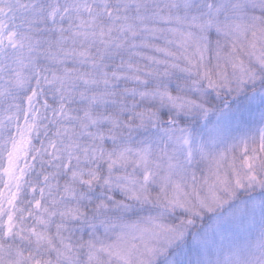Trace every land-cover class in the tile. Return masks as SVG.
I'll return each instance as SVG.
<instances>
[{
  "label": "snow or ice",
  "instance_id": "snow-or-ice-1",
  "mask_svg": "<svg viewBox=\"0 0 264 264\" xmlns=\"http://www.w3.org/2000/svg\"><path fill=\"white\" fill-rule=\"evenodd\" d=\"M0 264H264V0H0Z\"/></svg>",
  "mask_w": 264,
  "mask_h": 264
}]
</instances>
